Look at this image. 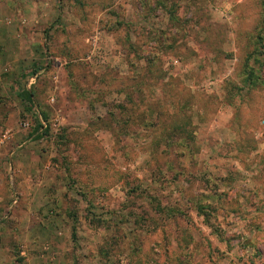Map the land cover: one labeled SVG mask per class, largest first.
Instances as JSON below:
<instances>
[{
  "label": "rangeland",
  "instance_id": "1",
  "mask_svg": "<svg viewBox=\"0 0 264 264\" xmlns=\"http://www.w3.org/2000/svg\"><path fill=\"white\" fill-rule=\"evenodd\" d=\"M0 264H264V0H0Z\"/></svg>",
  "mask_w": 264,
  "mask_h": 264
},
{
  "label": "trees",
  "instance_id": "2",
  "mask_svg": "<svg viewBox=\"0 0 264 264\" xmlns=\"http://www.w3.org/2000/svg\"><path fill=\"white\" fill-rule=\"evenodd\" d=\"M26 98H27V100H28L29 102H32V101H31V93H26ZM41 128H42V127L40 126L39 129H41ZM39 129H38V130H39Z\"/></svg>",
  "mask_w": 264,
  "mask_h": 264
}]
</instances>
